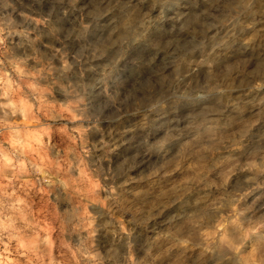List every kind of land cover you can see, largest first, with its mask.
Returning a JSON list of instances; mask_svg holds the SVG:
<instances>
[{
	"label": "clouds",
	"instance_id": "1",
	"mask_svg": "<svg viewBox=\"0 0 264 264\" xmlns=\"http://www.w3.org/2000/svg\"><path fill=\"white\" fill-rule=\"evenodd\" d=\"M0 264H264V0H0Z\"/></svg>",
	"mask_w": 264,
	"mask_h": 264
}]
</instances>
